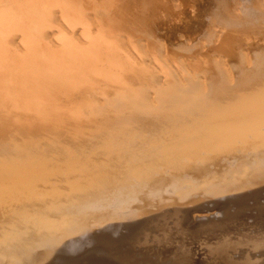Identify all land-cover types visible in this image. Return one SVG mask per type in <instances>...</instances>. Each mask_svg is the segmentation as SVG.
<instances>
[{
	"label": "bare ground",
	"instance_id": "obj_1",
	"mask_svg": "<svg viewBox=\"0 0 264 264\" xmlns=\"http://www.w3.org/2000/svg\"><path fill=\"white\" fill-rule=\"evenodd\" d=\"M246 185L264 188V0H0L6 264L140 253L179 205ZM151 204L154 237L141 230ZM227 211L201 221L225 227Z\"/></svg>",
	"mask_w": 264,
	"mask_h": 264
},
{
	"label": "rangeland",
	"instance_id": "obj_2",
	"mask_svg": "<svg viewBox=\"0 0 264 264\" xmlns=\"http://www.w3.org/2000/svg\"><path fill=\"white\" fill-rule=\"evenodd\" d=\"M249 186V187H248ZM254 186V190L255 191H260L261 193V195L262 194H264V188L262 189V188H260L261 186H256V185H253ZM248 187V188H247ZM244 188L245 189H243L242 188V192H244L245 193V195H244V197H243V193L239 190L238 191V193L237 194H242V195H238V196H236V195H230L229 196V198L230 197H232V199L231 200H228L229 198H227V196L226 197H213L212 195L209 197V195L210 194H206V195H200L199 196V198H198V196H196L197 198H195V197H193L192 199L193 200H188V201H186V204H185V207L183 206V205H179V207H180V209H181V207H183V209H181V213H182V215H181V213L180 212H178V213H175V214H179L178 215V218H177V215H175L174 214V212L173 213H169L170 215L168 216V217H166V218H169V221L170 222H173V223H170L169 221H168V219L166 220V225L164 224H160V223H158V221L159 222H163V211H160V213H159V207L158 206H156V205H152L151 204V206H149L148 208H146V213H144V215H145V218H146V222H148L146 225H144L143 226V228L141 229L142 230V232L143 233H151V234H149V235H152L153 237L157 234L155 231L157 230H154L155 228H159L161 225H163L164 226V228L161 226L160 228H162V229H164L165 230V232H164V234L165 235H163L164 236V238H166V239H164L163 237L161 238V240L163 241V243L161 242V240L160 239H158V238H156V236L154 237L155 238V240H154V238H152V236H150V238L149 239H151V241L150 240H148L146 243H147V245H145L146 243H144L143 245H144V247H145V250H141V252L139 253V252H136V251H134V252H136L135 254H134V252L132 251V253L131 252H128V251H125V252H123V253H125L126 254V256H125V254L123 255V253L122 254H119V255H116V256H118V257H112V256H110L109 255V257L110 258H112V261L109 259V257H108V255L106 256V257H104L103 256V254H101V253H97V252H95V251H92V249L93 248H89L88 250L89 251H86V252H88L90 255H91V252L92 253H94L93 254V256H95L96 254H97V257H99V259H101V260H104L105 262L107 261V263H109V264H226V262H225V260H224V258H226V255H231V256H233L234 258H237V259H241L240 257H242V256H244L245 258H248L249 256H250V258L249 259H251L252 257H253V255H254V257L253 258H255V260L256 259H259L260 258V255H261V258H260V260H262V261H264V258H263V256L262 255H264V221H262L263 219H264V213H262V212H264V210L262 211V212H260V210H262V209H264V207L262 208V207H260V206H264L263 204H264V199L263 200H259L258 201V197L260 198V197H264V195L263 196H261L259 193H256L254 190H252V187H250V185H246V187L244 186ZM256 188V189H255ZM259 190H258V189ZM261 189H262V191H261ZM249 191V193L253 196V198L255 197V195H253L252 194V192L254 191L255 192V194H258L257 195V198H252L251 197V195H250V197L251 198H247V194H249V193H247ZM241 192V193H240ZM164 196H165V194H164ZM168 195H166V197H167ZM205 197V199L203 198L202 199V197ZM235 196H236V198H235ZM240 196V197H239ZM169 197V196H168ZM171 197L172 198H174V196H170V198L169 199H171ZM233 197L235 198V200L236 199H239V198H242V200L241 199H239L238 201L236 200V202L234 203L232 200H233ZM239 197V198H238ZM246 197V198H245ZM249 197V196H248ZM207 198L209 199V200H207ZM210 198H211V200H215V202H212L211 200H210ZM218 199L219 200V198H221L219 201L218 200H216V199ZM223 198V199H222ZM226 198H227V200L229 201H227L226 200ZM196 199V200H195ZM198 199V200H197ZM202 199V200H201ZM245 199V200H244ZM249 199H253L252 201L251 200H249ZM262 199V198H261ZM172 200V199H171ZM204 200V202H202ZM221 200H222V202H221ZM234 200V201H235ZM243 202H241V201ZM248 200V201H247ZM257 200V201H256ZM190 201V202H189ZM223 201H226L225 203L223 202ZM230 201L232 202V203H230ZM244 201L249 205L250 204V207L249 206H246L247 204L246 203H244ZM254 201V202H253ZM256 201V202H255ZM263 201V202H262ZM193 202L194 203H198L196 206H195V204H193ZM219 202V203H218ZM257 202H261L260 203V205L257 203ZM154 203V202H153ZM202 203V204H201ZM211 205L209 208H208V206H209V204ZM213 203H215V204H213ZM218 203V204H217ZM224 205H223V204ZM229 203V204H228ZM239 203H241V204H239ZM263 203V204H262ZM188 204V205H187ZM203 204H208V205H203ZM221 204H222V206H221ZM230 204H232V205H230ZM235 204H236V206H235ZM251 204H254V206L257 204V206L259 207L257 210H256V208L255 207H257V206H253V205H251ZM216 205V206H215ZM227 205V206H226ZM228 205H230L231 207L229 208V206ZM240 205H242L241 207H239ZM193 206V207H192ZM206 208H205V207ZM233 206H235L234 207V209H233ZM243 206H244V208H243ZM252 206V207H251ZM187 207H189V208H187ZM200 207V208H199ZM226 208V209H224V208ZM237 207V208H236ZM247 207H248V209L251 211V208H252V213L249 211V210H246L247 209ZM254 207V208H253ZM184 208H186V209H184ZM211 208L213 209L212 211H211ZM219 208V209H218ZM227 208H229V211L231 212V210L230 209H232L233 211H235V213L236 214H234V212L232 213V214H230V216L232 217V219L230 220L231 222L230 223H228V221H227V226H225L224 227V225H219L218 224V227H217V224H212V225H204V223H202V221H201V219H206L208 216V219L209 218H212V217H214V216H216V215H218L219 213H222V212H226L227 211ZM239 208V209H238ZM246 208V209H245ZM161 209V208H160ZM188 209V210H187ZM210 211H209V210ZM223 211H222V210ZM238 211H237V210ZM241 209V210H240ZM254 209L256 210L255 211V214L257 213V215H254L256 218H253L254 216H253V214H254ZM260 209V210H259ZM195 210V211H194ZM198 210V211H197ZM219 210V211H218ZM221 210V211H220ZM240 210V211H239ZM243 210H245L244 212H243ZM187 211V212H186ZM214 211V212H213ZM229 211H227V212H229ZM237 211V212H236ZM242 211V212H241ZM258 211H259V213H261V214H259L258 213ZM189 212V213H188ZM201 214H200V213ZM202 212H205L204 214L202 213ZM210 212V213H209ZM218 214H217V213ZM246 212V213H245ZM160 215H159V214ZM187 213V214H186ZM197 213H199V214H197ZM209 215H208V214ZM212 213V214H211ZM238 213H240V214H238ZM251 213V214H250ZM173 214V215H172ZM193 214H194V216L196 217V219H193V217H191V216H193ZM206 214H207V216H206ZM243 214V215H242ZM151 215V216H150ZM175 215V216H174ZM191 217H189V216ZM203 215H205V216H203ZM239 215V216H238ZM247 215V216H246ZM171 216V217H170ZM174 216V218H172ZM198 216H199V218H198ZM203 218H202V217ZM176 217V218H175ZM181 217V218H180ZM187 217H189V218H187ZM194 217V218H195ZM206 217V218H205ZM171 218V219H170ZM187 218V219H186ZM236 218V219H235ZM243 218V219H242ZM247 220H246V219ZM149 219V220H148ZM177 219H180V220H177ZM193 221H192V220ZM199 219V220H198ZM235 219V220H234ZM262 219V220H261ZM154 221V224L155 225H153V222H150V221ZM162 220V221H161ZM175 220V221H174ZM187 220V221H186ZM197 220V221H196ZM234 220V221H233ZM239 220V221H238ZM245 220V221H244ZM183 221V222H182ZM194 221H195V223L196 224H194ZM244 221V222H243ZM259 221V222H258ZM187 222V223H186ZM193 224H192V223ZM236 222V223H235ZM238 222V223H237ZM257 224V225H255V224ZM263 225H261V224ZM160 224V225H159ZM191 224V225H190ZM200 226H199V225ZM202 224V225H201ZM231 224H233V225H231ZM167 225H169L168 227H167ZM185 225V226H184ZM189 225V226H188ZM198 225V226H197ZM204 225V226H203ZM232 227H231V226ZM241 225V226H240ZM253 225V226H252ZM255 225V226H254ZM147 226H149V227H147ZM152 226V227H151ZM166 226V227H165ZM182 226V227H181ZM194 226V227H193ZM203 228H202V227ZM206 226V227H205ZM213 226L216 228H213ZM230 226V227H229ZM237 226H239V227H237ZM147 227V228H146ZM171 227V228H170ZM188 227V228H187ZM190 227V228H189ZM198 227V228H197ZM199 227H200V229H199ZM221 227V228H220ZM224 227V228H223ZM228 227H229V229H228ZM242 227V228H241ZM255 227V228H254ZM195 228H197V230L195 229ZM202 228V229H201ZM206 228V229H205ZM236 228V229H235ZM240 228V229H239ZM247 228V229H246ZM144 229V230H143ZM187 229V230H186ZM190 229H192V231L190 230ZM221 229V230H220ZM222 229H224V230H226L225 232L227 233H225L224 234V230H222ZM235 229V230H234ZM138 230V234H139V231H140V233H141V230H139V229H137ZM177 230H178V232H177ZM199 230V231H198ZM217 230V233L215 232V231ZM222 231V233H223V235H224V238H223V235H222V233L220 232V231ZM167 231V232H166ZM170 231H171V233H170ZM175 231V232H174ZM183 231H184V234H183ZM210 231H211V233H210ZM213 231V232H212ZM239 231V232H238ZM242 231V232H241ZM158 232V231H157ZM182 232V233H181ZM188 232V233H187ZM202 232V233H201ZM220 232V233H219ZM153 233V234H152ZM156 233V234H155ZM161 232L159 231V234H160ZM168 233V234H167ZM194 233V234H193ZM244 233H245V236L246 235H248L247 237H245L244 236ZM182 234V235H181ZM196 234V235H195ZM217 234V235H216ZM137 235V234H136ZM171 235H172V237L173 238H171ZM198 235L200 236V237H198ZM226 235V236H225ZM167 236V237H166ZM196 236V237H195ZM191 238V239H189V238ZM206 237V238H205ZM222 237V238H221ZM251 237H252V240H251ZM136 238V237H135ZM168 238V239H167ZM197 238V239H196ZM199 238H200V240H199ZM204 238V239H203ZM248 238H250V239H248ZM157 239V240H156ZM173 239V240H172ZM9 241H7V239H6V241H7V243L5 242V239L4 240H1L0 241V262H3L4 260H5V264L6 263H10V262H12V260L14 261V259H12L11 257L14 255V254H11L12 256H10L9 255V253H8V255H7V252H8V250L9 251H11V248H12V250L14 249L13 248V245H14V241H11L12 239L11 238H9L8 239ZM165 240V241H164ZM170 240V241H169ZM250 242H249V241ZM4 241V242H3ZM11 241V242H10ZM152 241H156V242H154V244L152 243ZM172 241V242H171ZM8 242H10V244L8 243ZM19 242H20V240H19ZM144 242V241H143ZM151 242V243H150ZM158 242H161V245L160 244H158L157 246H155V243L157 244ZM170 242V243H169ZM176 242V243H175ZM257 242V243H256ZM4 243L6 244V245H4ZM11 243H13V244H11ZM183 243V244H182ZM3 244V245H2ZM8 244V245H7ZM163 244V245H162ZM259 245L261 248L260 249H258V248H256V250H252L253 248L252 247H254L255 245ZM262 246H261V245ZM168 245V246H167ZM171 245V246H170ZM184 245V246H183ZM235 245V246H234ZM2 246L5 248V249H7V251L4 249V248H2ZM92 246V245H91ZM142 246V245H141ZM181 246V247H180ZM8 247V248H7ZM147 247V248H146ZM154 247V248H153ZM181 248V249H180ZM236 248V249H235ZM255 248V247H254ZM161 249V250H160ZM230 249V250H229ZM2 250H4L5 251V253H4V251H2ZM21 249H19V251H20ZM147 250V251H146ZM149 250V251H148ZM178 250V251H177ZM259 250V251H258ZM14 251H18V250H14ZM180 251V252H179ZM241 251L242 252H244L243 254L241 253ZM247 251V252H246ZM248 251L250 252V254H248ZM256 251H258V252H256ZM22 252H24V250H22ZM86 252H83V254H78V255H69V261H73L74 259H73V257L75 256V259L76 260H82V259H84V260H80L81 262V264H93L94 263V260H96V259H98L97 257H95L96 259H93V258H91L92 257V255H91V257H90V255L88 254V253H86ZM127 252V253H126ZM149 252V253H148ZM177 252V253H176ZM240 252V253H239ZM139 253V254H138ZM176 253V254H175ZM179 253V254H178ZM232 253V254H231ZM247 253V254H246ZM3 254V255H2ZM5 254V255H4ZM85 254H86V256L87 255H89V257L87 256V258H89V260L90 261H92V262H88V259L87 258H85L86 256H85ZM100 254V255H99ZM129 254V257L127 256ZM138 254V255H137ZM175 254V255H174ZM183 254V255H182ZM258 256H257V255ZM7 255V256H6ZM65 254H63V256H64ZM121 255V256H120ZM134 255V256H133ZM181 255V256H180ZM249 255V256H248ZM251 255H252V257H251ZM3 256V257H2ZM7 258H6V257ZM57 256V255H56ZM62 256V254L61 255H59V256H57L58 258L60 257L61 259L63 258V256ZM76 256L78 257V259L76 258ZM81 256V257H80ZM82 256H85V257H82ZM125 256V257H124ZM175 258H174V257ZM185 258H184V257ZM225 256V257H224ZM257 258H256V257ZM67 257H68V255H67ZM124 257V261L122 260V258ZM127 257V258H126ZM132 257H134V258H132ZM189 257V258H188ZM244 257H242V258H244ZM11 258V259H10ZM14 258V257H13ZM56 258V257H55ZM54 257H52V258H50V261L52 262V261H57L58 259L56 258L55 259ZM59 258V259H60ZM64 258H65V256H64ZM64 258L62 259V260H64ZM92 260H91V259ZM114 258H117V260L120 262H116L117 260H115V262H113L114 260ZM169 258V259H168ZM173 258V259H172ZM181 258V259H180ZM232 258V257H231ZM2 259V260H1ZM8 261H7V260ZM52 259V260H51ZM60 259V260H61ZM65 259H67V258H65ZM109 259V260H108ZM176 259V260H175ZM185 259V260H184ZM60 260H58V261H60ZM68 260V259H67ZM120 260H122V261H120ZM125 260H128L127 262H125ZM160 260V261H159ZM168 260V261H167ZM181 262H180V261ZM187 260V261H186ZM25 262V264L27 263V264H45L46 262V264H48V262L50 263V261H45V263L43 262L42 263V261H41V263L39 262V263H33V260H30L29 261V259L27 260H24ZM75 261V260H74ZM85 261V262H84ZM110 261H111V263H110ZM158 261H159V263H158ZM167 261V262H166ZM237 261V260H236ZM240 261V260H239ZM22 262L23 261H21V262H19V263H21L22 264ZM30 262V263H29ZM63 261H60V262H56V264L57 263H60V264H63V263H69V262H66V260H64V262L62 263ZM77 262V261H76ZM145 262V263H144ZM162 262V263H161ZM166 262V263H165ZM183 262V263H182ZM23 263V264H24ZM79 262H78V264H80ZM54 264H55V262H54ZM72 264V263H71ZM74 264V263H73Z\"/></svg>",
	"mask_w": 264,
	"mask_h": 264
}]
</instances>
